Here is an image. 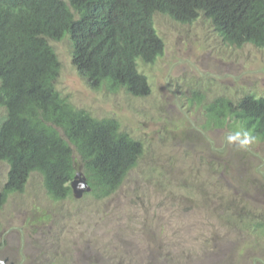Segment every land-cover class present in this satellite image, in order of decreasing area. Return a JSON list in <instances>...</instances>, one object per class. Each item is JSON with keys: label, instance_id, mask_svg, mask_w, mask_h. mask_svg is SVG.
Segmentation results:
<instances>
[{"label": "rangeland", "instance_id": "374dc122", "mask_svg": "<svg viewBox=\"0 0 264 264\" xmlns=\"http://www.w3.org/2000/svg\"><path fill=\"white\" fill-rule=\"evenodd\" d=\"M153 25L164 48L138 65L150 87L143 96L90 87L71 62L68 38L49 41L61 95L116 119L142 153L103 198L86 187L53 200L31 172L0 206L6 264H264V139L237 118L205 126L214 98L264 96V47L227 43L201 16L181 23L155 13ZM5 115L0 107V123ZM7 170L0 161V189Z\"/></svg>", "mask_w": 264, "mask_h": 264}, {"label": "trees", "instance_id": "16d2710c", "mask_svg": "<svg viewBox=\"0 0 264 264\" xmlns=\"http://www.w3.org/2000/svg\"><path fill=\"white\" fill-rule=\"evenodd\" d=\"M155 13L181 23L201 16L227 43L264 47V0H0V107L6 113L0 161L8 165L0 206L23 190L33 171L53 200L73 193L70 182L79 170L95 198L120 186L142 143L116 119L97 118L61 95L49 41L68 38L71 62L90 87L143 96L150 87L138 65L154 62L164 48ZM205 112L207 127L237 118L264 139V96L245 93L236 102L219 96Z\"/></svg>", "mask_w": 264, "mask_h": 264}, {"label": "water", "instance_id": "95a60500", "mask_svg": "<svg viewBox=\"0 0 264 264\" xmlns=\"http://www.w3.org/2000/svg\"><path fill=\"white\" fill-rule=\"evenodd\" d=\"M70 184L73 191L78 194H80L87 187L83 178L81 176L79 177L78 175H75ZM0 264H6V259H0Z\"/></svg>", "mask_w": 264, "mask_h": 264}, {"label": "clouds", "instance_id": "9594fccd", "mask_svg": "<svg viewBox=\"0 0 264 264\" xmlns=\"http://www.w3.org/2000/svg\"><path fill=\"white\" fill-rule=\"evenodd\" d=\"M229 139L231 140V139H232V137L230 136V137H229Z\"/></svg>", "mask_w": 264, "mask_h": 264}]
</instances>
